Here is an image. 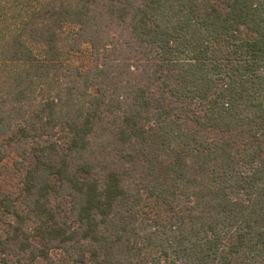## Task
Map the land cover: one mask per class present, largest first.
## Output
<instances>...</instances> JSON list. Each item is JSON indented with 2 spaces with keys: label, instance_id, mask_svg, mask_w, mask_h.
<instances>
[{
  "label": "trees",
  "instance_id": "1",
  "mask_svg": "<svg viewBox=\"0 0 264 264\" xmlns=\"http://www.w3.org/2000/svg\"><path fill=\"white\" fill-rule=\"evenodd\" d=\"M10 152L0 264H264V0H0Z\"/></svg>",
  "mask_w": 264,
  "mask_h": 264
},
{
  "label": "rangeland",
  "instance_id": "2",
  "mask_svg": "<svg viewBox=\"0 0 264 264\" xmlns=\"http://www.w3.org/2000/svg\"><path fill=\"white\" fill-rule=\"evenodd\" d=\"M84 47V53H78L73 56V64L76 66H86L88 64V51ZM13 152H10L9 157L0 163V191L7 190L16 184V171L11 165Z\"/></svg>",
  "mask_w": 264,
  "mask_h": 264
}]
</instances>
